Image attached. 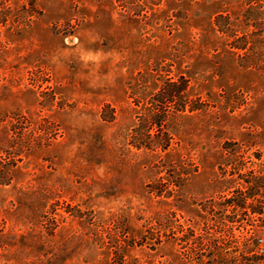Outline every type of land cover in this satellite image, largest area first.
I'll return each mask as SVG.
<instances>
[{"label": "rangeland", "instance_id": "1", "mask_svg": "<svg viewBox=\"0 0 264 264\" xmlns=\"http://www.w3.org/2000/svg\"><path fill=\"white\" fill-rule=\"evenodd\" d=\"M218 12L258 36L250 62ZM259 68L264 0H0V264H189L172 232L211 210L264 248ZM179 75L204 103L146 149L144 107Z\"/></svg>", "mask_w": 264, "mask_h": 264}, {"label": "trees", "instance_id": "2", "mask_svg": "<svg viewBox=\"0 0 264 264\" xmlns=\"http://www.w3.org/2000/svg\"><path fill=\"white\" fill-rule=\"evenodd\" d=\"M232 18L229 13L223 15L222 12H218L215 14L214 20L216 22L214 23L216 28L214 31L226 35L228 40L226 45L233 50L244 51V55H240L239 58L243 59L246 57V61L250 62L251 58L250 56L247 57L249 54L246 53L254 49L259 41L258 36H254L248 24L239 27L237 24L232 23ZM220 19L225 20L222 25L218 24ZM246 61H244L242 66L248 68ZM258 70L264 72V68H259ZM188 86L189 81L183 75H179L176 80L165 78L152 98L154 102L144 107L145 113L143 118H141L143 125L138 137L139 144L142 147L157 152L167 149L171 136L163 124L169 115L178 117L186 108L189 113H194L201 109L204 103L201 100V92L195 87L187 90ZM112 118H115L114 114H112ZM8 147L11 148L12 145ZM9 148H0V152L7 154L6 159L14 157V151ZM0 170L3 169L1 168ZM1 174L0 184H4L3 175ZM248 182L250 188L254 190H258L264 185L263 177L258 175H253ZM244 198L241 195L236 200L237 202H242ZM212 212V210L211 213L208 212L207 220H213L215 224L206 232L197 235L194 225L187 228V230L180 226L178 231L181 232V235H176L178 231L172 232L171 237L179 241L191 240V244H193L192 251L185 253L186 261L189 264H264V248L259 247V244L254 242L251 237L244 238L242 241L230 239L234 237L232 227L222 223L224 217L217 219L215 217L218 213ZM251 212L262 220L264 219L263 206L254 207ZM214 214L215 217L213 218L211 215ZM257 227L264 232V223L257 225Z\"/></svg>", "mask_w": 264, "mask_h": 264}]
</instances>
